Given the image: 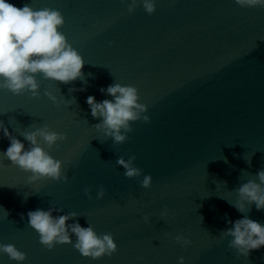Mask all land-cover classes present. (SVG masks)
Returning <instances> with one entry per match:
<instances>
[{"label": "water", "instance_id": "1", "mask_svg": "<svg viewBox=\"0 0 264 264\" xmlns=\"http://www.w3.org/2000/svg\"><path fill=\"white\" fill-rule=\"evenodd\" d=\"M7 2L60 11L65 23L58 30L85 64L83 77L68 84L37 74L36 97L0 88V125L26 150L23 134L45 125L67 136L51 149L41 146L62 161L68 177L29 183L31 173L4 155L10 142L0 132V243L25 253L22 264H179L180 257L184 264H264V247L244 257L222 235L229 219L244 215L264 225V210L234 207L241 184L264 170V8L235 0H154L149 15L142 0L131 13V0ZM116 83L136 87L138 103L147 106L140 120L129 121L132 132L121 130L128 137L121 144L96 128L103 118H93L86 103L88 96L112 100L106 89ZM131 156L141 174L127 178L116 161ZM146 175L149 188L141 184ZM101 186L105 196L97 199ZM49 208L63 209L54 217L76 212L68 224L111 233L117 252L83 257L74 235L71 244L47 249L27 213ZM177 235L191 244L183 247ZM0 264L18 262L0 253Z\"/></svg>", "mask_w": 264, "mask_h": 264}, {"label": "clouds", "instance_id": "2", "mask_svg": "<svg viewBox=\"0 0 264 264\" xmlns=\"http://www.w3.org/2000/svg\"><path fill=\"white\" fill-rule=\"evenodd\" d=\"M142 3L149 15L156 11L154 0H142ZM235 3L241 7L264 8V0H235ZM138 4L139 0H131L128 12H133ZM64 23V17L58 10L52 8L33 10L27 4L18 8L7 0H0V88L7 89L14 95L31 92V95L36 97L40 89L37 74H43L46 80L63 84L83 77L84 59L58 30ZM84 90L70 89L73 92ZM101 91L104 92L105 89ZM106 92L113 97L112 100L97 102L94 96H88L86 103L93 118H103L102 123L97 124L96 128L105 131V135L111 136L115 143L121 144L128 139L126 135L121 134V130L123 129L125 133L132 132L129 121L140 120V114L147 112V106L138 103V90L134 86L116 83L109 85ZM45 95L59 104L51 92H45ZM143 121L148 122L149 117L144 115ZM0 132L10 142L4 155L13 165L31 173L29 183L41 179L67 181L68 177L62 174V161L54 159L41 146L42 141L51 149L58 141H65L66 135L51 130L47 125L35 131L25 132L24 138L31 145L26 150L24 143L14 137L7 127L0 125ZM133 160L135 156H131L127 161L120 157L116 161L125 170L124 175L127 178L141 174V169L133 167ZM256 177L259 182L257 179L249 180L237 189L239 200L234 207L240 213L250 210L245 207L246 204L249 206L254 204L257 211L264 210V170L258 171ZM151 183L150 175L144 176L141 182L144 188H149ZM85 195L92 199L90 188L85 189ZM104 196L105 189L101 186L96 198ZM4 211L7 216L10 214ZM53 211L62 212L63 209H36L27 213L29 226L39 234L40 243L47 249L52 250L56 244H71L74 235L76 238L74 247L83 257L96 260L105 255L110 257L117 252V244L111 233L98 235L90 225L82 227L78 222L68 224L70 219L76 217V212L54 217ZM167 215L168 211L165 208L161 216ZM23 218L21 214V219ZM143 219L146 223H151L147 215ZM228 224L232 226L222 235L232 238L229 247L237 250L239 255L248 257L251 251L264 247V225L261 223L244 215L234 222L229 219ZM175 240L183 247L191 244L190 240L181 235H177ZM0 253L6 254L10 260L18 264L26 260V254L13 244L0 243ZM179 264H184L183 257H180Z\"/></svg>", "mask_w": 264, "mask_h": 264}]
</instances>
